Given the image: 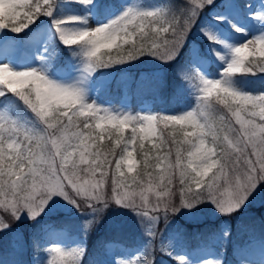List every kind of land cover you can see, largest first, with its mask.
I'll use <instances>...</instances> for the list:
<instances>
[{"label": "snow or ice", "instance_id": "6c2138e0", "mask_svg": "<svg viewBox=\"0 0 264 264\" xmlns=\"http://www.w3.org/2000/svg\"><path fill=\"white\" fill-rule=\"evenodd\" d=\"M59 2L0 0V30L19 34L41 16L48 17L60 43L78 49L81 59V75L72 83L50 79L43 68L13 70L0 64V96L11 93L33 117V122L25 123L0 113V230L23 214L36 220L54 196L77 211L95 213L94 219L84 221L86 231L115 204L152 221L147 231L152 239L141 261L117 259L116 264H153L154 251L171 255L166 245L155 243L161 218L167 223L181 208L191 210L204 202L230 217L264 184V92H243L233 82L237 75L264 73V33L232 47L220 41L211 28H200L209 45L222 43L230 50L231 58L219 78H208L198 70L206 54L192 49L189 62L177 74L196 90L195 107L183 114L133 113L86 101L87 90L82 85L98 70L130 64L144 56L162 64L173 63L184 55L189 33L215 0H185L179 12L171 6L138 9L125 5L107 22L96 25L88 23L87 11L95 6L94 0H63L86 11L54 17ZM224 2L235 4V0ZM243 6L253 7L250 3ZM255 7L250 15L264 24V0ZM226 19L213 16L217 22ZM231 27L244 31L235 24ZM208 52L217 60L225 59L214 47ZM146 76L141 75L138 86ZM156 78L158 86H165L162 74ZM169 127L173 131L165 136ZM106 138L110 147L103 146ZM153 152L157 154L152 156ZM138 164L144 172L137 173L139 179L131 177V183L141 189L139 193L132 190L125 174V169L130 174ZM154 167L159 169L158 183L150 171ZM145 176L149 177L146 190ZM154 184L155 202L146 194L153 192ZM177 194L179 205L173 199ZM34 247L38 241L34 240ZM47 250V264H79L84 252L82 247L66 251L55 245ZM175 259L183 264L184 257Z\"/></svg>", "mask_w": 264, "mask_h": 264}, {"label": "rangeland", "instance_id": "374dc122", "mask_svg": "<svg viewBox=\"0 0 264 264\" xmlns=\"http://www.w3.org/2000/svg\"><path fill=\"white\" fill-rule=\"evenodd\" d=\"M250 3L253 5L251 9L245 8V13L243 22L237 23L244 29L243 32L229 31L224 26L223 22H217L213 20V16L222 15L221 13H214L218 10L219 4L223 0H215L214 6H209L205 11L209 9L207 13H203L199 18L196 26L193 27L189 34V38L186 42V46L189 48L188 55L183 63H188L190 60V52L192 49L199 48L202 52L206 54V60L203 64L199 65L198 70L201 71L203 75L208 78L216 79L219 78L220 72L226 65V62L231 58L230 50L223 47L222 43L216 45H209L207 41L204 40L201 35L200 28L209 27L212 31L219 37L220 41L229 44L232 47L239 46L248 39H252L254 36L264 33V24L258 23L252 18L250 12L256 10V5L258 6L261 0H236L239 2ZM95 6L88 9L90 12L88 23L90 25H96L107 22L108 19L118 14L123 6L128 5L138 9H155L162 8L160 4H153L151 6H145L142 0H117V7L103 4V0H94ZM185 5V0L184 3ZM86 10L75 5H69L63 2L58 3L56 9L54 10V17H64L68 15H83ZM68 27H79L78 25H68ZM228 30V31H227ZM54 39H57L52 26L51 19L48 17H42L39 23L36 21L35 24L31 25L24 32L16 34L5 30H0V64H8L13 70H26L31 68H43L46 69L45 74L57 82L61 83H72L79 79L81 72L80 66L71 64H62L58 58H54V54L50 53L51 45ZM60 48L64 47L60 41L57 39ZM209 47H214L218 49L221 55L224 56V60L220 63L215 62L213 55L208 52ZM71 50H75L71 49ZM38 57L40 59H38ZM148 58H151L150 56ZM251 58V57H250ZM259 59L258 54L255 57ZM154 59L152 60V63ZM145 63H148V61ZM162 63L152 64L150 67H158L160 69L153 70L151 72H141L138 76L137 81H140L141 75H147L140 85L145 86L147 93L140 96V105L136 112L141 113H153L151 109V95H154L160 86L157 83V75L162 74L165 77L168 73L167 69H162ZM126 65L116 66L113 71H103L94 73L85 84L82 86L87 90L86 101H94L98 105L112 108L114 110H123L133 112V107L130 105V96L126 92V83L128 81V73L126 72ZM123 70V71H121ZM118 72H122L118 76ZM113 80H119L121 83V93L119 100L116 104H113L111 99L104 98L101 94L102 92L112 83ZM195 89L187 85L188 96H193L195 98ZM6 96V94H5ZM4 96V97H5ZM2 96H0L1 98ZM195 107L193 104H185L182 111L178 114H183L184 111L192 110ZM0 113H3L9 117H13L11 114V104L2 102L0 107ZM154 114V113H153ZM17 119V118H16ZM21 122H33V117L30 112L24 113L20 118ZM191 131V129H185ZM131 150V149H130ZM134 172V170H133ZM132 172V173H133ZM132 173H127L125 169L126 176L129 177V185H131ZM159 177V175H158ZM158 177L155 178L158 183ZM132 190L139 193L140 188H134L131 186ZM140 189V190H139ZM144 189H147V183L144 185ZM155 202V184L153 185V192L146 193ZM174 202L179 205V194L173 198ZM114 206L119 207L114 204ZM261 207H264V184H262L254 195L249 199V201L241 208L239 212H236L235 223L232 224L229 220L222 216L216 208L208 202L200 203L196 205L191 210L181 208L174 216L181 218L183 220H189L192 222H211L220 220V231L215 235L208 238L207 242H201L198 237H194L192 240H197L195 243H190L186 236L181 232L177 231V227L168 231V233L160 237L157 241V245L164 244L169 248L171 255H166L159 251L157 254L161 256L158 257L159 264H177L175 257H184L183 264H203L204 261L211 260L213 262L220 261L221 264H226L228 260V252L231 257H235L237 264H264V228L257 227L254 229H247L243 226L242 221L237 217L248 216L253 214V212ZM68 210H75V208L67 203L65 200L58 196H54L52 200L49 201L48 206L45 208L43 213L51 211H61L66 212ZM133 215V213H132ZM173 216V215H172ZM93 214L83 215L81 218L83 220L82 224L84 226V221L92 219ZM38 218H41L40 216ZM27 215H21L20 219L16 220L18 222H26ZM120 219L122 221H117L116 227L122 225H131L133 222L140 225V234L135 239V245L132 247H127L123 244L108 243L104 249V257L100 264H116L117 259L133 261L134 259L139 262L140 258L145 252L149 241L152 239L148 234V228L152 224L150 219L144 217H137L136 215L126 217L124 215H111L108 219L109 224H112V220ZM14 221V223L16 222ZM28 223V222H27ZM158 223V222H157ZM11 224V223H10ZM9 224V225H10ZM34 226H31V225ZM29 227L26 228L27 232H23L21 227L16 225L13 227L4 228L3 231L6 233V237L11 240V247L14 251L15 256H20L21 254H29L30 261L29 264H47L50 256L51 246L55 245L63 250H71L73 248L82 247L84 252L80 259L79 264H82L86 252V241L83 237L79 235H70L65 229L57 228L54 226L53 220L49 217L45 219L31 220L28 224ZM157 226V224H156ZM10 229V230H9ZM35 230H38L35 233ZM227 231V237L224 236V232ZM29 235V236H28ZM30 237L38 241V247H31L28 244V239ZM39 237V239H38ZM38 250V252H36ZM21 261V260H20ZM19 261V262H20ZM18 262V263H19ZM17 263V264H18Z\"/></svg>", "mask_w": 264, "mask_h": 264}, {"label": "trees", "instance_id": "16d2710c", "mask_svg": "<svg viewBox=\"0 0 264 264\" xmlns=\"http://www.w3.org/2000/svg\"><path fill=\"white\" fill-rule=\"evenodd\" d=\"M145 6H151L153 4H160L162 7L171 6L175 11L179 12L180 8L184 5V0H142ZM106 5H110L113 7H117V0H104ZM41 16L37 22L42 19ZM190 34V33H189ZM187 42V41H186ZM127 46H125L126 48ZM74 49V48H73ZM60 48L57 39H54L51 45V53L54 54L61 63L64 64H79L81 62L78 49L75 50ZM116 49H113V55L116 54ZM73 52H76V55H73ZM184 55L179 57L176 61L171 64H163L161 66L162 69H167V72H170L165 77V86L157 90L154 95H151V108L154 114H178L182 111L185 104H193L195 105V98L193 96H188L187 92V83L180 80L177 70L180 66L184 65L183 60L187 58L188 55V47L185 46L183 49ZM149 56L141 57L139 60L133 61L130 64H125L127 66L126 72L128 73V81L126 83V91L127 94L131 96L132 99V107L133 113L136 112L138 103L137 99L144 94H148L145 86L137 85L138 76L141 72H151L153 70L160 69L158 67H150L152 64L159 63L158 60L153 58H148ZM145 61L148 63H145ZM116 70L115 67L109 69H101L98 72L103 71H113ZM123 71V70H121ZM122 72H118L119 74ZM233 82L235 86L243 91L248 93H262L264 92V73H256L255 75L246 74V75H237L233 78ZM121 83L119 80H114L103 92L102 96L106 99H111L113 104L117 103L119 100L120 91H121ZM140 100V99H139ZM13 101L11 107L12 116L17 118L20 121V118L24 113L28 112L25 106L18 98L14 97L11 93H6L5 97L0 98V107L2 102H11ZM219 122H217V127H219ZM179 127V126H177ZM160 128L163 129V124L160 125ZM173 130L169 127L168 129L164 130V135L168 136ZM129 131L126 130L125 135H128ZM158 131V135H159ZM223 135V133H221ZM182 138V135L181 137ZM153 141L157 144L160 143V140L156 137H153ZM147 147H151V144L146 141L145 142ZM103 146L110 147V142L107 138L103 142ZM137 151H139V146H136ZM119 151V149H116ZM166 151V146L164 149H161L160 152ZM157 153H151L152 156H155ZM109 159H112L110 156ZM155 164V161H153ZM163 167V165H162ZM114 169V165H113ZM152 171V178L155 179L159 175V169H151ZM143 174L144 169L142 164L136 165L134 168V172L132 173L131 177H139L137 173ZM149 177H144V185L147 183ZM131 182V181H130ZM134 188H137L135 185H131ZM140 190V189H139ZM132 211L123 208V207H116L114 204H111L107 207L101 218L99 219L98 223H95L91 230L86 231L82 224L83 220L81 219L83 215L93 214L92 219L95 217V213L85 210L83 212L75 210H68L66 212L61 211H51L42 213L40 215L41 218L37 219H45V217H49V219L53 220L54 226L57 228L65 229L70 235H79L83 237L86 241V252L84 258L82 260V264H100L103 258V250L104 246L107 243L114 242L123 244L127 247H132L135 245V239L140 234V225L133 222L131 225H120L118 227L115 224H118L117 221H122L120 219L112 220V224H109L108 219L111 215H124L126 217L135 215ZM236 213H233L230 217H225L229 220L232 224L235 223ZM239 220L242 221L243 226L247 229H254L257 227L264 226V207H261L253 212V214L248 216H239L237 217ZM26 222H10L11 224L8 227H13L10 229L16 228V225L21 227L23 232H27L26 228L29 227L28 224L31 220L27 219ZM28 222V223H27ZM238 223V222H236ZM235 223V224H236ZM31 225V224H30ZM34 226V225H31ZM173 227H177V231H181L190 243H195L197 240H192L194 237H198V240L201 242H207L208 238L211 235H214L220 231V220L219 221H211V222H192L189 220H183L176 216H170L167 219V223L164 222V218H161L157 223L156 228L160 231V237L166 235L168 231L173 230ZM9 229V230H10ZM38 230H35V233ZM29 236V235H28ZM158 241V240H157ZM155 241V243H157ZM28 244L30 247H34V239H28ZM14 251L11 247V240L6 237V233L3 231L0 232V264H29L30 256L29 254H21L20 256H15ZM143 256V255H142ZM154 260L153 264H159L158 257L160 254H157L156 251L153 252ZM142 257L139 261H141ZM227 264H236L234 257H231L230 253L228 252V261Z\"/></svg>", "mask_w": 264, "mask_h": 264}, {"label": "bare ground", "instance_id": "6f19581e", "mask_svg": "<svg viewBox=\"0 0 264 264\" xmlns=\"http://www.w3.org/2000/svg\"><path fill=\"white\" fill-rule=\"evenodd\" d=\"M243 5H244V3L242 1L237 3L235 0V4L232 6H229L223 0V2L219 4L220 8H218V10H215L211 14H214V13L216 14V13L222 12L221 16L227 17V19L225 21H223V24L226 27V29L231 31V30H233V28L231 27L232 24L237 25V23L243 22L242 17L244 16V13L246 10ZM213 59L215 60V62L220 63V60H217L215 57Z\"/></svg>", "mask_w": 264, "mask_h": 264}]
</instances>
